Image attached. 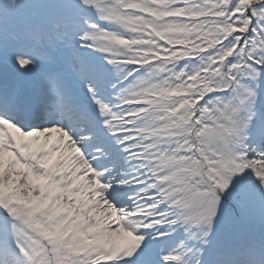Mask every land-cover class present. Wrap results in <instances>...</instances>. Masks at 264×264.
<instances>
[{
  "label": "snow or ice",
  "instance_id": "snow-or-ice-1",
  "mask_svg": "<svg viewBox=\"0 0 264 264\" xmlns=\"http://www.w3.org/2000/svg\"><path fill=\"white\" fill-rule=\"evenodd\" d=\"M0 264H264V0H0Z\"/></svg>",
  "mask_w": 264,
  "mask_h": 264
}]
</instances>
